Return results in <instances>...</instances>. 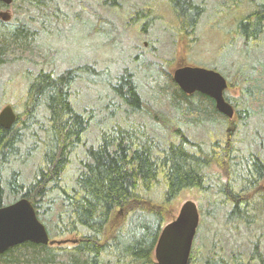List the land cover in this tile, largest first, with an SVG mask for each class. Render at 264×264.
I'll use <instances>...</instances> for the list:
<instances>
[{
  "label": "trees",
  "instance_id": "trees-1",
  "mask_svg": "<svg viewBox=\"0 0 264 264\" xmlns=\"http://www.w3.org/2000/svg\"><path fill=\"white\" fill-rule=\"evenodd\" d=\"M105 1L114 7L115 0ZM257 1L250 0L253 4L250 12L234 19L236 25L232 34L241 36L246 45L249 41L264 39V4H256ZM172 2L171 10L180 21L179 35H194L204 14L203 4L195 0ZM23 30L20 25L16 32L0 39V68L13 62H30L31 57L26 56L28 39L22 34ZM31 63L37 70L22 73L26 81L23 97L18 103H8L12 109L20 106L21 113L16 114L17 120L10 129L0 127V208L26 199L51 240L73 239L68 246L18 245L0 255V264H156L153 251L161 229L167 224L168 208L182 191L205 189L212 167L230 177L233 174V183L240 188L233 192L231 187L222 186L218 191L225 195L227 189L230 195L226 196L232 198L231 203L220 200L222 206L231 205L225 228L238 232L241 226L250 228L258 222L263 211L259 193L256 192V201L239 199L242 187L253 192L264 179L263 151L256 146L255 151L248 149L247 157L241 159L243 154L230 142L250 115L247 101L226 98L241 121L240 127L235 129V123L218 113L210 98L200 94L185 95L165 71L164 78L171 86V116L160 117L151 110L147 112L152 119L158 118L160 128L169 136L163 142L160 138L163 134L146 123L129 122L135 112H141V99L132 72L120 71L111 90L120 105L130 107L131 111L119 106L112 110L110 115L121 117V121L100 129L97 142L84 150L69 183L64 179L68 165L91 122L88 115L81 113L74 84L78 78L83 79L82 70L93 73L94 68L79 65L56 74L53 68L45 69L43 65L38 68L37 63ZM251 102L253 99L249 100ZM4 104L0 95V109ZM225 121L233 124L232 128L226 130L221 139L211 138L212 130L218 131L217 126H223ZM205 124L209 128L205 127L204 138H209V145L198 143L186 131L191 125L203 127ZM26 133L32 140L26 158H31V151L39 154L27 182L19 172L3 174L4 167L18 156ZM256 140L257 137L253 141ZM236 155L240 169L232 166ZM232 180L230 185H233ZM115 214L120 221L113 232L108 228L106 234ZM213 243H203L202 253L191 251L188 264H264V251L258 248L261 245L257 241L252 242L249 254H244L246 250L241 248H230L226 252L224 246Z\"/></svg>",
  "mask_w": 264,
  "mask_h": 264
},
{
  "label": "rangeland",
  "instance_id": "rangeland-1",
  "mask_svg": "<svg viewBox=\"0 0 264 264\" xmlns=\"http://www.w3.org/2000/svg\"><path fill=\"white\" fill-rule=\"evenodd\" d=\"M101 1L13 0L7 6L10 20L0 21V39H5L22 26V34L28 39L29 50L26 54L31 57L30 62H13L0 68V95L5 103L2 107L8 103H18V99L23 97L26 81L22 79V73L37 70L31 62L37 63L38 68L42 65L45 69L53 68L56 74L79 65L94 68L93 73L88 69L82 70L85 72L80 75L83 79L78 78L74 84L81 113L88 115V122L89 119L91 122L77 151L72 154L65 180L71 182L84 150L97 142L100 129L108 127L114 121H121V117L110 115L112 110L119 106L122 110L131 111L130 107L120 105L111 90L115 76L123 70L132 72L141 99V112H135L129 122L146 123L157 133L159 131L163 134L160 137L163 142L169 136L160 128L158 118L152 119L147 112L151 110L160 117L171 116V86L164 78L165 71L171 76L170 72L175 67L188 64L220 72L228 82L226 98L231 101L242 99L248 103L253 99V102L246 104L250 115L240 133L232 137L230 142L243 154L241 159L247 157L248 149L255 151L256 146L263 151L264 157V39H260L261 42L249 41L246 45L241 36L232 34L236 25L234 19L252 9L250 0H195L203 4L205 9L194 35L189 37L179 35L180 21L174 10H171L174 6L172 0H126L122 6L114 7L102 4ZM256 4L262 5L264 0H258ZM221 7L222 14L219 13ZM1 8L0 6V12ZM34 58L43 61L36 62ZM243 90L246 94L242 93ZM13 110L17 115L21 113L20 106ZM227 121H233L235 129L241 125L236 116ZM232 125L225 121L223 126H217L218 131L212 130L211 138L221 139ZM205 127L209 128L208 124L203 127L191 125L186 131L198 143L209 145V138H204L207 134ZM255 137L257 140L253 141ZM31 142L29 133H26L18 156L4 167V176L19 172L25 182L29 180L33 163L39 159V154L35 151L30 152V159L26 158ZM232 161L233 169H240L236 165L239 162L237 155ZM210 170L207 179L209 183L201 192L184 190L179 193L168 208L166 223L176 218L184 202L192 201L200 211L193 254L198 250L201 252L202 244L206 242L224 246L226 252L230 248H241L246 250L242 251L244 254H249L252 242L257 241L264 251V179L259 181L253 192L242 187L239 199L242 202L247 199L255 200L256 192L259 193L262 215L255 225L250 228L241 226L238 232H234L225 228L226 215L231 205L222 206L220 200L222 198L231 203L232 198L226 196L230 195L227 189L231 187L233 192H238L240 188L236 182L233 183V174L230 177L217 167ZM231 180L233 185L229 184ZM222 186L227 188L224 189L225 195L223 192L218 193ZM119 221L115 214L107 226L106 234L109 233L108 228L113 232ZM72 239L66 237L55 240L71 242Z\"/></svg>",
  "mask_w": 264,
  "mask_h": 264
},
{
  "label": "water",
  "instance_id": "water-1",
  "mask_svg": "<svg viewBox=\"0 0 264 264\" xmlns=\"http://www.w3.org/2000/svg\"><path fill=\"white\" fill-rule=\"evenodd\" d=\"M0 2L8 6L12 0ZM0 20L8 22L10 20L8 12H0ZM171 75L182 93L186 95L200 93L214 101L217 112L229 120L233 118V108L223 96L227 82L220 73L185 65L172 70ZM16 120L17 116L11 106H5L0 110L1 128L10 129ZM198 225L199 213L196 204L192 201L184 202L176 218L166 224L160 232L153 253L156 264H188ZM24 243L59 246L67 244L68 241L50 240L31 203L26 199H20L0 208V255Z\"/></svg>",
  "mask_w": 264,
  "mask_h": 264
},
{
  "label": "flooded vegetation",
  "instance_id": "flooded-vegetation-1",
  "mask_svg": "<svg viewBox=\"0 0 264 264\" xmlns=\"http://www.w3.org/2000/svg\"><path fill=\"white\" fill-rule=\"evenodd\" d=\"M128 1V0H127ZM126 0H115L114 1V6H122L123 4H125L126 2H127ZM101 3L102 4H105V5H108V6H111L112 5V3L111 2H108V1H105V0H102L101 1ZM0 6L2 7L1 9V11H8V7L7 6H5L2 2H0ZM113 6V5H112ZM184 65H180L179 67H175V69L176 68H180V67H183ZM225 92L226 91H224V93H223V95H224V97H225ZM194 95V94H193ZM192 95V96H193ZM260 246H258V248H259ZM262 251V250H261Z\"/></svg>",
  "mask_w": 264,
  "mask_h": 264
},
{
  "label": "bare ground",
  "instance_id": "bare-ground-1",
  "mask_svg": "<svg viewBox=\"0 0 264 264\" xmlns=\"http://www.w3.org/2000/svg\"><path fill=\"white\" fill-rule=\"evenodd\" d=\"M199 18V17H198ZM101 19V18H100ZM196 20V19H195ZM103 23V22H102ZM150 23V22H149ZM142 24V23H141ZM199 24V23H198ZM139 26V25H138ZM131 27V26H130ZM133 28V27H132ZM34 49V48H33ZM27 56V55H26ZM28 57V56H27ZM128 76V75H127ZM252 98V97H251ZM210 114V113H209ZM29 122V121H28ZM29 125V124H28ZM41 125V124H40ZM25 126V125H24ZM29 127V126H28ZM82 136V135H81ZM97 146V145H96ZM47 181V180H46ZM50 181V180H49ZM64 184V183H63ZM60 185V184H59ZM40 199V198H39ZM37 199V201L39 200ZM41 209V208H40Z\"/></svg>",
  "mask_w": 264,
  "mask_h": 264
}]
</instances>
